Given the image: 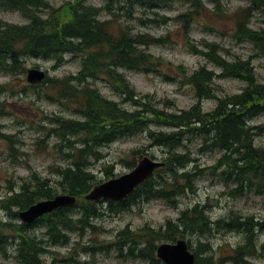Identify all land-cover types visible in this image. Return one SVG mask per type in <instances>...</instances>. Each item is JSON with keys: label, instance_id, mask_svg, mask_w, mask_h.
<instances>
[{"label": "rangeland", "instance_id": "rangeland-1", "mask_svg": "<svg viewBox=\"0 0 264 264\" xmlns=\"http://www.w3.org/2000/svg\"><path fill=\"white\" fill-rule=\"evenodd\" d=\"M70 1L75 0H46V5L49 10L51 7L57 9ZM83 3L98 9L100 13H97L96 18L101 19L103 24L94 18H90L89 21L90 24L96 25L94 29L99 25V29L106 35L110 33L116 37L121 28L126 30L130 27L134 35H149L156 39H164L162 44L147 49V52L160 59L159 67L139 71V67L127 69L124 64L120 66V71L132 83L137 93L145 97V100L154 107L178 112L189 109L197 103L195 89L187 84L185 75L181 71H185L188 76L201 68L213 72L215 82L212 85L218 98L239 94L242 91L245 81L241 77H220L221 68L216 67L206 56L205 53L211 43L219 44L222 53L220 56L225 60L232 61L237 58L250 60L249 68L255 71L256 82L264 84V55H261L250 42L235 37L236 12L250 5L249 0H202V5L205 6V10H202L203 17L192 18L187 23V27L180 19H176L180 14L188 11L189 4L185 0L157 8L155 12L144 10L139 5L125 6L124 2L121 3L123 8L110 10L106 8L107 0H83ZM111 12H115L116 16ZM190 14L188 13V16ZM0 19L11 24L24 25L27 22L19 12L4 8H0ZM251 25L255 29L264 27L260 13L255 11ZM103 44L107 45L106 42L100 45ZM97 51L98 48L95 47L77 55L65 54L63 62L24 55L23 72L7 75L0 71V235L2 237L12 234L11 230L3 229L2 224L9 223L15 226L21 222L19 217L12 215L17 208H7L9 197L21 191L22 185L32 183L35 180L34 175L41 181L49 180L56 191H61L60 173L74 163L72 158L68 160L64 155L76 151L67 149L65 140L57 134L60 129L66 128L61 125H59L60 129L57 128L55 120L58 119L61 123L87 119L81 115V111L84 110L82 102L62 99L47 82L31 85L27 81L28 70L40 68L47 73L50 80L76 76L81 69L82 58ZM107 78L101 75L92 86L101 96L105 95L109 100L118 103L121 109L129 108L130 105L125 102L123 95L116 86H110ZM211 81L213 83L214 79ZM204 96L200 104L202 111L206 113L217 105V100L211 96ZM156 123H151L148 127L144 126L132 137L103 144L99 146L100 150L96 148L101 156L99 159L95 157L89 159L88 172L92 173L95 181L99 183L112 176L131 171L141 155L145 154L161 161L166 160L170 147L172 153L174 151L182 154L191 153L194 161L188 166L189 171L193 172L195 165L203 170V174L197 179V190L177 197L176 204L158 199L137 204L131 210L119 215H105L104 218L94 220L96 229L86 228L84 232L70 233L67 244L55 246L41 244L47 249L42 256L44 264H149L140 258L121 256L112 245L115 239L119 241L117 233L126 227L135 232L146 227L162 228L161 226L167 221H176L183 210L194 205L208 206V212L213 220L229 219L232 214L242 216L241 219L253 218V221L258 222L259 225H247L248 233L255 237L257 232L259 245L264 244V194L244 192L241 196L239 192L231 191L236 185L225 186L219 176L221 170L213 169L222 153L217 149H211L213 147H208L209 143L206 144L202 138L193 142L181 140L183 146L182 144L176 147L158 145V140L150 131L170 135L178 132L179 129L162 126L164 124L160 120ZM263 123L264 114H261L253 118L251 125L257 126ZM101 126L98 124L93 128L89 141L94 138V134ZM54 128L58 130L55 131ZM69 136L75 146L78 144L84 146L87 135L79 132ZM117 138L120 137L117 136L115 139ZM255 143L264 146V134L257 135ZM135 151L138 153L134 154ZM108 170L110 175L107 174ZM176 171L173 176H178L181 169ZM87 214L84 216H88ZM93 219L90 218L89 223H93ZM218 229L207 236L192 235L187 238L190 239L195 250H200L201 258L207 260L212 257L214 261L232 264L235 248L243 244L245 235L238 230ZM30 230L29 234L37 240L47 238L46 228L40 224L34 225ZM204 243L212 247L211 252L205 251ZM5 246L6 250L3 252L2 248ZM16 254L15 245L0 243V264H21ZM245 263L264 264V255L257 250L254 255L245 258ZM234 264H242V261L238 260Z\"/></svg>", "mask_w": 264, "mask_h": 264}, {"label": "trees", "instance_id": "trees-1", "mask_svg": "<svg viewBox=\"0 0 264 264\" xmlns=\"http://www.w3.org/2000/svg\"><path fill=\"white\" fill-rule=\"evenodd\" d=\"M121 1L109 0V5ZM124 1L129 4L139 3L146 9L154 10L183 0ZM185 1L189 4L188 11L177 17V19L187 24L192 18L203 17L202 10H205V6L202 5V0ZM249 2V6L242 7L236 12L235 36L239 40L250 42L261 55H264V27L258 30L251 26L255 11L260 13L264 24V0H249ZM38 4H41L43 7ZM0 7L7 10L20 11L30 20L29 25L19 26L8 24L0 19V71L6 74L12 75L24 71V61L22 60L24 55H30L36 58L44 57L43 59H53L61 62L62 56L65 53L81 54L92 48H98L99 52L97 51V54L91 53L83 59L82 70L77 76L47 81V83H51V88L62 99L82 102L81 104L84 110L81 111V115L87 117L83 122H72L70 120L60 123L58 119L55 121L58 125L57 128H59V125L66 128L65 130L59 128L60 130L58 131L59 135L66 142V148L71 151H76L65 154L66 159L72 158L74 163L60 173L62 178L61 188L65 193H71L79 197L84 196L98 184L95 181L94 175L88 172V169L90 168L89 159L92 157L99 159L101 154H99L96 148L93 149L91 147V150L89 147L87 148L93 128L96 125L100 124L102 126L94 134V141L91 142H99L103 145L138 134V131L142 130L144 126L148 127L149 124L156 123V121L160 120L164 124L162 126L175 127L179 131L170 135L163 132L151 133L158 140V145L178 146L182 144L183 146V142L180 143L181 140L193 142L198 139L201 140V138L204 139L206 136L208 138H205L206 140L204 139V141L206 144H210L208 147H213L216 143L211 149H217L222 153L213 169L221 170L219 176L223 179L224 185H236V188H232V192H239L240 195L244 192L264 194V146L255 143L256 136L264 134V123L257 125L258 128L257 126H251L253 128L248 127L249 129L245 125L247 118L264 114V84L256 82L253 69L249 68L250 60H243L241 58L232 61L225 60L220 56L222 53L219 45L215 43L210 44L208 46L209 50L205 53L206 56H208L216 67L222 69V73H224L222 77H226V75L233 76V78L241 77L245 81V86L241 93L218 98L211 84H209L211 80L215 79L213 72L206 70V68H201L188 76L185 71H181L185 75L187 84L192 85L195 89L199 102L179 113L169 112L148 103L145 97L137 93L133 85L120 71L122 64L126 65L127 69L143 66L144 69L150 70L159 67L161 65L160 59L147 52V49L150 46L160 44L162 39H156L148 35H133L128 30L130 27H127L126 30L121 28L119 35L116 37H113L110 33L106 35L99 29L98 24V28L94 29L96 25L93 23L90 24L89 21L90 18L97 19L98 9L96 7L86 6L83 0H76L73 3L69 2L63 5L55 10L53 14L51 13L47 19L39 15L42 10L41 8L48 7L46 0H0ZM188 13H191L190 16H188ZM101 23L103 24V22ZM245 31L247 34L249 33L247 37H245ZM89 41L94 43L92 44ZM105 42L107 45H100ZM145 47L147 48L145 49ZM115 52H118V56ZM134 52H136V55ZM113 54L114 58H112ZM130 57L133 59L134 64L130 62L132 61ZM98 58L103 62H101L102 64L98 63ZM122 58H126L127 61H122ZM99 64L100 66H98ZM87 65L90 66L88 67ZM99 68V73H97ZM229 71L231 74L228 73ZM100 74L107 75L105 77L109 78L111 85L117 87V90L123 95L127 104L130 105L129 108L121 109L122 107L116 102H109L108 105H103L102 96L97 93L96 89L91 87L92 84L90 83V80L95 81ZM88 88L91 92L88 91ZM204 95L211 96L215 99L218 98L215 108L206 113L202 111L200 104V100L205 97ZM97 99L99 100L97 101ZM89 122L92 124L90 125ZM57 128L55 131L58 130ZM81 131L87 133L84 146L80 144L75 146L74 142L70 141L69 134L72 135ZM117 136L120 138L115 139ZM211 136L215 140L211 139ZM169 149L170 152L167 157L168 159H166L164 171L162 172L163 169L159 170L155 177L150 178L142 184L124 201L116 203L110 202L108 212L117 213L128 210L132 205L137 204L141 200L150 201L156 198L168 200L173 196L186 193L187 190L194 192L197 189L196 179L203 172L202 169L194 168L193 172L188 170V173H185V166L189 164L187 162L190 159H187V156L179 154L176 151L172 153L170 147ZM178 161L180 163L184 162V167L180 168L182 172L180 174L178 173V176H173V174L177 173L173 165ZM178 163H176L178 166H183ZM107 174H111L110 170L107 171ZM34 176L35 180L32 183L22 185L21 191L7 200V208L15 205L21 207L19 210H24L39 200L53 198L57 194L56 189L49 183V180L41 181L36 175ZM83 202L84 204H77L74 208L59 209L45 217L47 244H66L69 242L70 232L84 230V228L88 227L91 229L95 228L89 223L90 218L96 219L101 217L103 211L94 203ZM203 206L196 205L192 209L183 211L177 222L169 221L164 227L159 229L146 227L136 232L125 229L120 232L118 236L119 241L115 246L120 253L127 251L128 255L142 256L149 260H156L155 251L158 242L177 241L179 238L192 235L207 236L212 233L215 227L230 230L233 226L231 230H238L246 234L245 244L235 250L233 261L238 262V260H241L242 264H246L245 257L253 255L258 250V247L257 232H255V237L252 234L249 235L245 226L259 225L258 222H254L253 218L250 217H247L250 218L249 220L247 218L242 220L240 216H233L234 214L228 220L214 221L211 216H208L206 206ZM77 207L80 210H78V217H75L73 214ZM85 214L88 216L85 217ZM69 215L71 217H68ZM8 228L15 234L14 238L17 239L16 249L19 262L21 264H44L41 259L44 252V247L41 244L43 245L44 241L41 242L35 237L30 236L28 228L24 224L16 226L9 225ZM204 246L205 251L211 252L212 248L209 244H205ZM261 250L264 253V244L261 245ZM199 251L196 249L197 264H224L223 261H214L212 257L207 260L206 258H201L202 256Z\"/></svg>", "mask_w": 264, "mask_h": 264}, {"label": "water", "instance_id": "water-1", "mask_svg": "<svg viewBox=\"0 0 264 264\" xmlns=\"http://www.w3.org/2000/svg\"><path fill=\"white\" fill-rule=\"evenodd\" d=\"M44 77V72L39 70H31L29 72L30 82L42 81ZM160 165L161 164L155 163L149 158H144L136 170L96 187L87 198L92 200H98L102 197L106 199H123L130 194L137 185L152 175L154 170ZM75 201V197L60 195L53 200L42 201L31 206L29 209L21 212L20 216L25 222L31 224L45 213L51 212L62 206L74 204ZM159 256L162 257L167 264H194V255L188 251V246L184 241H179L177 244L162 245L159 248Z\"/></svg>", "mask_w": 264, "mask_h": 264}, {"label": "bare ground", "instance_id": "bare-ground-1", "mask_svg": "<svg viewBox=\"0 0 264 264\" xmlns=\"http://www.w3.org/2000/svg\"><path fill=\"white\" fill-rule=\"evenodd\" d=\"M38 5H41V4H38ZM41 6H42V5H41ZM35 7H36V6H35ZM42 7H43V6H42ZM38 9H39V8H38ZM53 16H55V15H53ZM3 22H4V21H3ZM244 26H245V25H244ZM243 28H244V27H243ZM244 29H245V28H244ZM246 29H248V28H246ZM249 29H250V27H249ZM251 29H252V28H251ZM258 30H259V29H258ZM254 31H255V30H254ZM248 32H249V30H248ZM263 32H264V31H263ZM242 33H243V31H242ZM244 33H246V31H245ZM250 33H251V32H250ZM248 34H249V33H248ZM248 34L246 33L245 37H247ZM251 34H252V33H251ZM243 35H244V34H243ZM249 36H250V35H249ZM88 37H89V36H88ZM249 39L251 40V38H249ZM70 40H72V39H70ZM70 40H69V41H70ZM66 42H68V41H66ZM73 42H74V41H73ZM89 42H91V41H89ZM80 43H82V42L80 41ZM91 43L93 44L94 42H91ZM68 44H69V43H68ZM77 44H78V43H77ZM115 44H116V43H115ZM129 44H131V43H129ZM127 45H128V44H127ZM139 45H140V44H139ZM118 46H119V45H118ZM118 46H117V47H118ZM257 46H258V44H257ZM93 47H94V46H93ZM259 47H260V46H259ZM133 48H134V47H133ZM85 49H86V48H85ZM119 49H120V48H119ZM119 49H118V50H119ZM135 50H136V49H135ZM101 51H102V50H101ZM115 51H117V50H115ZM120 51H122V50H120ZM120 51H119V52H120ZM126 51H127V49H126ZM98 52H99V51H98ZM127 52H128V51H127ZM132 52H133V51H132ZM132 52H130V53H132ZM117 53H118V52H115V54H117ZM122 53H123V52H122ZM134 53H135V55H136V52H134ZM96 54H97V53H96ZM123 54H124V53H123ZM137 54H139V53L137 52ZM94 55H95V54H94ZM101 55H102V54H101ZM124 55H125V54H124ZM129 55H130V54H129ZM112 56H113L112 58H114V54H113ZM117 56H118V54H117ZM121 56H122V55H121ZM95 57H97V56H95ZM98 57H99V56H98ZM115 57H116V55H115ZM119 57H120V56H119ZM119 57H118V58H119ZM122 57H123V56H122ZM43 58H44V57H43ZM127 58H128V57H127ZM130 58H131V57H130ZM98 59H99V58H98ZM98 59H97V60H98ZM119 59H120V58H119ZM122 59H123V58H122ZM122 59H121V60H122ZM131 59H132V58H131ZM133 59H134V54H133ZM133 59H132V61H130V62H133ZM22 60H23V59H22ZM91 60H92V58H91ZM94 60H95V59H94ZM112 60H113V59H112ZM114 60H115V59H114ZM121 60H120V61H121ZM218 60H219V58H218ZM243 60H244V59H243ZM115 61H116V60H115ZM122 61H127V60H126V58H125V59H123ZM92 62H93V61H92ZM101 62H102V61H100V59H99L98 63L102 64L103 62H102V63H101ZM242 62H243V61H242ZM246 62H247V61H246ZM89 63H91V62H89ZM95 63H97V62H95ZM98 63H97V64H98ZM104 63H105V61H104ZM244 63H245V62H244ZM248 63H249V62H248ZM21 64H22V63H21ZM97 64H96V65H97ZM100 64H99L98 66H100ZM127 64H128V63H127ZM133 64H134V62H133ZM245 64H246V63H245ZM96 65H95V66H96ZM87 66H88V65H87ZM89 66H90V65H89ZM89 66H88V67H89ZM103 66H104V65H103ZM103 66H102V68H103ZM230 67H231V66H230ZM92 68H94V67H92ZM228 68H229V66H228ZM232 68H233V67H232ZM39 69H40V68H39ZM88 69H89V68H88ZM94 69H95V68H94ZM143 69H144L143 66H140V67L138 68L139 71H143ZM229 69H230V68H229ZM89 70H91V69H89ZM99 70H100V68L98 69L97 73H99ZM233 70H235V69H233ZM107 71H108V70H107ZM107 71H106V73H107ZM230 71H231V70H230ZM230 71H229L228 73H230ZM235 71H236V70H235ZM86 72H87V71H86ZM88 72H89V71H88ZM104 72H105V68H104ZM224 72H225V71H224ZM102 74H103V72H102ZM102 74H100V75H102ZM104 74H105V73H104ZM108 74H109V73H108ZM205 74H206V73H205ZM223 74H224V73H221L220 77H222ZM230 74H231V73H230ZM240 74H241V73H240ZM96 75H98V74H96ZM100 75H99V78H100ZM216 75H217V74H216ZM232 75H233V74H232ZM241 75H242V74H241ZM253 75H254V77H255V79H256V73H255V71L253 72ZM90 76H92V75H90ZM103 76H104V75H103ZM105 76H107V75H105ZM218 76H219V75H218ZM83 77H84V76H83ZM92 77H93V76H92ZM95 77H96V76H95ZM230 77H232V76L226 75V77H224V78H230ZM96 78H97V77H96ZM218 78H219V77H218ZM88 80H89V79H88ZM208 80H209V79H208ZM214 82H215V79H214L213 83H212V81L209 82V84H211L212 88H213V85H212V84H214ZM89 87H90V86H89ZM86 89H87V88H86ZM91 89H92V88H91ZM92 90H93V89H92ZM210 90H211V89H210ZM88 91H89V88H88ZM88 91H87V93L91 92V91H89V92H88ZM93 91H94V90H93ZM98 91H99V90H98ZM211 91H212V90H211ZM84 92H86V91H84ZM97 93H98V92H97ZM98 94H99V93H98ZM93 95H94V94H93ZM95 96H96V95H95ZM96 98H97V97H96ZM98 98H99V97H98ZM102 99H103V100H102ZM102 99H101V100H102L103 105H108L109 102H113V100H109L108 98H106L105 95L102 96ZM217 99H218V98H217ZM217 99H216V100H217ZM98 100H99V99H97V101H98ZM101 100H100V101H101ZM217 108H218V107H217ZM242 108H243V107H242ZM215 110H216V109H215ZM242 113H244V112H242ZM257 116H258V115H254V116H251V117H249V118L246 119V121H245V125H246L247 128H248V127H249V128H253V127H251V126H253V125H251V122H252L253 118H255V117H257ZM91 121H92V120H91ZM89 123H90V125L92 124L91 122H89ZM89 123H86V124H89ZM83 124H84V123H83ZM83 124H82V125H83ZM87 126H88V125H87ZM83 127H84V126H83ZM260 127H261V126H260ZM85 128H86V126H85ZM88 128H89V127H88ZM249 128H248V129H249ZM257 128H258V126H257ZM251 130H252V129H251ZM88 131H89V130H88ZM83 133H84L85 135H87V133H85V132H82V131L80 132V134H83ZM88 133H89V132H88ZM150 133H154V132L150 131ZM253 133L255 134V132H253ZM214 135H215V134H214ZM214 135H213V136H214ZM207 136H208V135H207ZM215 136H216V135H215ZM211 137H212V136H211ZM205 138H208V137L205 136ZM205 138H204V139H205ZM211 139L215 140L213 137H212ZM251 139H252V138H251ZM205 140H206V139H205ZM91 141H94V139H92ZM91 141H89V144H87V145H88L87 148L89 147V149H90V148L92 147L93 149H94V148H97L98 150H100L99 146H101V144H100L99 142H91ZM104 141H105V140H104ZM208 141H209V140H208ZM208 141H207V142H208ZM106 142H107V141H106ZM210 142L212 143V141H210ZM214 142H215V141H214ZM85 143H86V142H85ZM215 144H216V143H215ZM215 144H214V145H215ZM254 144H255V143H254ZM209 145H210V144H208V146H209ZM214 145H213V147H214ZM217 145H218V144H217ZM217 145H216V146H217ZM252 145H253V144H252ZM167 146H169V145H167ZM216 146H215V147H216ZM171 147H176V146H171ZM261 147H262V146H261ZM83 148H84V147H83ZM219 148H220V147H219ZM89 149H88V150H89ZM90 150H91V149H90ZM220 150H221V149H220ZM224 152H225V151H224ZM179 154H182V153H179ZM182 155L187 156L186 158H187V159H190L188 162L186 161L187 163H189V164H187V165L185 166V167L187 168V169L185 168V169H186L185 173H186V172L190 169V168L188 169V166H189V165H192L191 162L194 161V159L192 158V155H191V153H189V152H186L185 154H182ZM182 155H181V156H182ZM178 156H179V155H178ZM232 157H233V156H232ZM169 158H171V157L169 156ZM155 159H156V158H155ZM167 159H168V158H167ZM174 159H175V158H174ZM177 160H178V159H177ZM181 160H182V159H181ZM183 160H184V159H183ZM169 162H170V160H169ZM178 162H179V161H178ZM178 162H175L174 165L172 164L174 170H180L181 167H184V164H183L184 162H182V163H180V162L178 163ZM186 162H185V163H186ZM171 163H172V162H171ZM176 163H178V164H180V165H183V166H178ZM193 165H194V164H193ZM72 167H73V166H72ZM194 168H198V169H200V168L198 167V165H195ZM76 169H77V168H76ZM187 173H188V172H187ZM69 196L72 197V196H77V195L69 194ZM37 202H38V201H37ZM37 202L33 203V204L30 205V206H33V205L37 204ZM11 205H12V204H11ZM12 207L17 208V210H18V209H21V207H19V206H15V205L12 206ZM203 207H205V206H203ZM10 208H11V207H10ZM14 208H13V209H14ZM27 208H28V207H27ZM206 208H207V207H206ZM124 209H125V208H124ZM199 209H200V208H199ZM7 210H8V209H7ZM15 210H16V209H15ZM22 210H23V209H22ZM194 212H195V211H194ZM197 212H198V210H197ZM198 214H199V213H198ZM85 215H86V214H85ZM195 215H196V214H195ZM205 215H206V213H205ZM46 216H47V215H46ZM81 216H82V215H81ZM192 216H193V215H192ZM192 216H191V218H193ZM201 216H203V215H201ZM208 216H210V215H208ZM194 217H195V216H194ZM196 217H197V216H196ZM207 218H208V217H207ZM250 218H251V217H250ZM250 218H247V219L249 220ZM200 219H201V218H200ZM210 219H211V218H210ZM207 220H208V219H207ZM199 221H201V220H199ZM205 221H206V219H205ZM208 221H209V220H208ZM250 221H251V220H250ZM245 224H246V223H245ZM254 225H255V224H254ZM234 226H235V225H234ZM241 226H242V225H241ZM248 226H249V225H248ZM250 226H251V225H250ZM252 226H253V225H252ZM70 227H71V226H70ZM239 227H240V226H239ZM245 227H246V226H245ZM232 228H233V226H232ZM232 228H231V229H232ZM247 228H248V227H247ZM228 229H229V228H228ZM231 229H230V230H231ZM234 229H235V227H234ZM248 229H249V228H248ZM250 230H251V229H250ZM126 243H127V242H126ZM207 259H208V258H207Z\"/></svg>", "mask_w": 264, "mask_h": 264}]
</instances>
